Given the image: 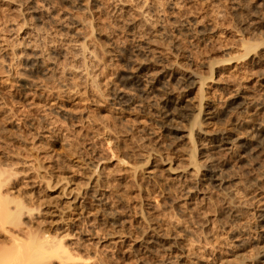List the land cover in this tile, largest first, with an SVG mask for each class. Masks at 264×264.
Masks as SVG:
<instances>
[{
    "label": "rangeland",
    "instance_id": "obj_1",
    "mask_svg": "<svg viewBox=\"0 0 264 264\" xmlns=\"http://www.w3.org/2000/svg\"><path fill=\"white\" fill-rule=\"evenodd\" d=\"M0 161L47 264L251 255L264 0H0Z\"/></svg>",
    "mask_w": 264,
    "mask_h": 264
},
{
    "label": "bare ground",
    "instance_id": "obj_2",
    "mask_svg": "<svg viewBox=\"0 0 264 264\" xmlns=\"http://www.w3.org/2000/svg\"><path fill=\"white\" fill-rule=\"evenodd\" d=\"M133 84H135V81ZM15 193L17 192L15 191ZM17 197L20 198L14 195V163L6 162L3 164V162L0 161V264H47L48 260L51 261L50 258L53 256L55 258L56 253H58L56 249L59 251V249H62L64 246L60 240H58L60 243L57 240V242H54V236H52L53 240L51 238L52 242L49 240V235L46 236L47 233L40 234L34 231L35 234L30 230L31 228H28L29 230L27 229L25 233L26 239L24 240H27L26 242L22 241L18 235L14 236V232H10V230H14V226L15 228L22 226L21 217L25 213L30 214L32 210H30V207L28 208L27 205H24L26 201L22 200L24 202L23 204L21 199L18 200ZM22 199L24 198L22 197ZM262 221L264 222V216ZM22 230L21 233L23 236L24 233ZM256 236L257 239L255 242L264 244V233L257 234ZM237 247L240 252L249 249L251 255L237 256V262L235 259L233 263L228 262L227 264H264V245L262 247H260V245L249 246L246 243H242V245ZM55 251L56 253L54 254ZM63 254L66 255V251L63 252ZM67 257L70 258V256ZM62 263L63 262H61V264Z\"/></svg>",
    "mask_w": 264,
    "mask_h": 264
}]
</instances>
